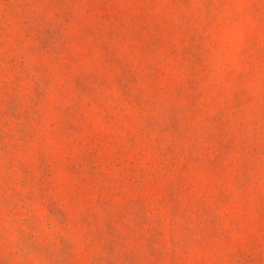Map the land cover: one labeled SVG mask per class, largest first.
Wrapping results in <instances>:
<instances>
[{"label": "rangeland", "instance_id": "obj_1", "mask_svg": "<svg viewBox=\"0 0 264 264\" xmlns=\"http://www.w3.org/2000/svg\"><path fill=\"white\" fill-rule=\"evenodd\" d=\"M0 190V264H264V0H0Z\"/></svg>", "mask_w": 264, "mask_h": 264}, {"label": "clouds", "instance_id": "obj_2", "mask_svg": "<svg viewBox=\"0 0 264 264\" xmlns=\"http://www.w3.org/2000/svg\"><path fill=\"white\" fill-rule=\"evenodd\" d=\"M217 4L222 6V0H216ZM231 5L240 4L244 5L248 3V0H229ZM15 189L9 187L8 191L11 194ZM0 194H2V190H0ZM20 229L18 231H9L7 240H8V249L15 257V264H45L44 253L42 251L43 247L52 243V235L49 231V226L46 223H43V218L41 220L40 226L37 231L32 232L31 236L34 238L31 242L38 244V250L20 252L18 247H22L19 242V234ZM25 235H28V230L22 229ZM5 241L0 239V248L4 247Z\"/></svg>", "mask_w": 264, "mask_h": 264}]
</instances>
